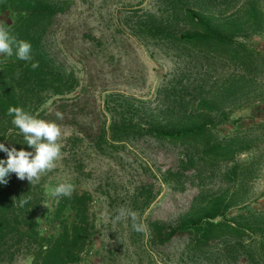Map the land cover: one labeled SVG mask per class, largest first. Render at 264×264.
Returning <instances> with one entry per match:
<instances>
[{"label": "rangeland", "instance_id": "obj_1", "mask_svg": "<svg viewBox=\"0 0 264 264\" xmlns=\"http://www.w3.org/2000/svg\"><path fill=\"white\" fill-rule=\"evenodd\" d=\"M183 1L232 15L227 25L239 28L240 45L227 54H199L133 33L143 13L169 19L165 8L179 3L172 0H68L45 35L57 77L62 67L80 80L36 109L54 108L45 120L61 126L62 157L35 185L14 173L5 185L37 200L43 235L59 229L51 188L70 182L74 191L91 194L94 233L79 264H264V0ZM0 21L8 27L11 14L0 13ZM117 24L122 31L109 37ZM84 30L103 36L102 45L83 43ZM11 58L0 55L1 61ZM166 108L171 111L160 113ZM194 113L209 122L196 141H172L145 129ZM113 121L132 127L111 137ZM1 143L10 148L9 138ZM0 159L7 154L0 151ZM121 206L138 213L143 232L134 231L131 220L112 223ZM193 220L245 233L205 239L192 231L171 233ZM0 264H31V258L0 254Z\"/></svg>", "mask_w": 264, "mask_h": 264}, {"label": "trees", "instance_id": "obj_2", "mask_svg": "<svg viewBox=\"0 0 264 264\" xmlns=\"http://www.w3.org/2000/svg\"><path fill=\"white\" fill-rule=\"evenodd\" d=\"M172 1L179 3L165 8L169 19L154 20L151 14L143 13L136 24L131 25L133 33H144L178 43L199 54L220 51L227 54L235 48L234 43L240 45L236 41L241 33L239 28L227 25L232 21V15L227 13L222 16L220 12L214 14L183 0ZM68 3V0H0V13L11 14L12 23L8 26L10 32L31 44L33 61L39 63V67L34 70L32 61L19 60L15 54L11 60H0V143L9 138L10 148L31 149L25 144L19 130L12 125V117L6 114L9 106L21 107L38 118L46 119L52 115L54 108L36 109L49 98L68 94L79 85L80 80L73 71L65 73L61 67L60 76L57 77L55 66L46 51L50 47L47 46L45 35L56 25V18L65 12ZM121 27L123 25L117 24L111 29L109 37L114 36L115 30L122 31ZM81 37L83 43L93 41L96 45H102L103 36L101 39L93 36L90 30L82 31ZM164 90L166 87H163ZM58 99L60 97L53 98L50 105H56ZM165 111L171 109L160 110V113ZM184 118L167 120L165 123L156 120L145 129L156 137L172 141H196L209 122L197 119L195 113ZM131 127L130 124L113 121L110 125L111 137L116 129L126 131ZM90 202L91 194L86 190L74 191L70 198L61 197L58 203L56 199L52 215L59 229L55 234L43 235L38 232L35 220L37 200L27 196L20 198L12 194L7 185L0 184V254L22 252L31 258V264H79L90 251L94 233ZM217 225L216 222H210L205 227L201 220H193L171 230V233L177 230L192 231L201 233L204 239L223 235L239 238L245 233L241 228ZM151 226L155 230L159 227L156 223H151ZM158 234L161 235L160 232Z\"/></svg>", "mask_w": 264, "mask_h": 264}, {"label": "clouds", "instance_id": "obj_3", "mask_svg": "<svg viewBox=\"0 0 264 264\" xmlns=\"http://www.w3.org/2000/svg\"><path fill=\"white\" fill-rule=\"evenodd\" d=\"M14 54L19 60L32 61L31 67L34 70L39 67V63L33 61L31 56V44L18 39L10 32L4 21H0V55L11 57ZM6 114L12 117V125L22 134L25 144L34 151L8 148L0 143V151L7 154L6 160L0 159V184H6L9 174L14 173L18 179H27L31 185H35L44 175L56 168L57 161L62 157L63 145L60 141L63 131L61 126L55 121L38 118L17 106H9ZM55 116L58 120L63 119V114L59 111L55 112ZM73 192L72 183L61 182L51 188L49 194L56 198L58 203L61 197L70 198ZM26 202L22 201V203ZM126 220H131V227L134 231L143 232L145 230L146 225L139 219L138 213L121 206L112 218V223L116 224Z\"/></svg>", "mask_w": 264, "mask_h": 264}]
</instances>
